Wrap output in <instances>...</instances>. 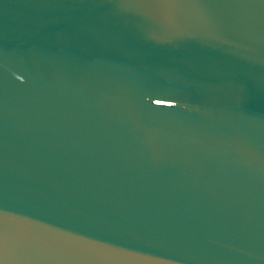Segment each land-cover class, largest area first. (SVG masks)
Instances as JSON below:
<instances>
[{
	"label": "water",
	"instance_id": "obj_1",
	"mask_svg": "<svg viewBox=\"0 0 264 264\" xmlns=\"http://www.w3.org/2000/svg\"><path fill=\"white\" fill-rule=\"evenodd\" d=\"M0 264H264V0H0Z\"/></svg>",
	"mask_w": 264,
	"mask_h": 264
}]
</instances>
